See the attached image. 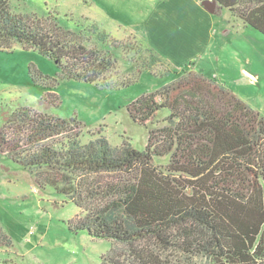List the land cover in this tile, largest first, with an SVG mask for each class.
<instances>
[{
	"label": "trees",
	"instance_id": "1",
	"mask_svg": "<svg viewBox=\"0 0 264 264\" xmlns=\"http://www.w3.org/2000/svg\"><path fill=\"white\" fill-rule=\"evenodd\" d=\"M213 1L264 36V0ZM90 26L69 29L0 0V52L19 45L58 70L50 79L29 68L45 111L4 115L0 155L80 210L67 229L110 243L100 264H264V118L226 86L187 70L126 107L148 129L145 150L127 141L111 146L103 136L82 143L84 126L50 110L60 81L112 90L140 73L123 75L108 34ZM164 109L162 125L148 128ZM161 157L167 165L155 164ZM0 238L12 245L1 228Z\"/></svg>",
	"mask_w": 264,
	"mask_h": 264
},
{
	"label": "rangeland",
	"instance_id": "2",
	"mask_svg": "<svg viewBox=\"0 0 264 264\" xmlns=\"http://www.w3.org/2000/svg\"><path fill=\"white\" fill-rule=\"evenodd\" d=\"M203 0H12L16 12L52 15L64 27L89 29L96 24L108 34L120 72L135 75L134 83L109 90L61 80L55 93L59 104L50 108L62 118L75 117L83 126L82 143L103 136L111 146L124 141L143 151L148 129L134 123L126 107L194 70L226 86L264 118V36L224 9H208ZM90 26V27H89ZM89 31V32H91ZM94 38V37H92ZM152 50L162 57L153 63ZM163 60H166L164 62ZM148 64L149 68H142ZM169 65V67H168ZM29 68L56 78V63L36 51L13 45L0 52V124L15 109L44 112L43 90L34 84ZM169 70V72H167ZM168 110H160L152 125L161 126ZM169 157L155 158L167 165ZM83 214L65 196L46 187L0 155V264H100L110 243L85 232L67 229Z\"/></svg>",
	"mask_w": 264,
	"mask_h": 264
},
{
	"label": "water",
	"instance_id": "3",
	"mask_svg": "<svg viewBox=\"0 0 264 264\" xmlns=\"http://www.w3.org/2000/svg\"><path fill=\"white\" fill-rule=\"evenodd\" d=\"M202 4L208 9H215L216 7H219L217 3L213 0H203Z\"/></svg>",
	"mask_w": 264,
	"mask_h": 264
},
{
	"label": "crops",
	"instance_id": "4",
	"mask_svg": "<svg viewBox=\"0 0 264 264\" xmlns=\"http://www.w3.org/2000/svg\"><path fill=\"white\" fill-rule=\"evenodd\" d=\"M165 61V60H164ZM166 62V61H165ZM168 67H169V65H168Z\"/></svg>",
	"mask_w": 264,
	"mask_h": 264
}]
</instances>
